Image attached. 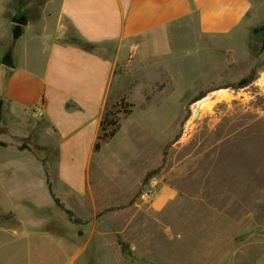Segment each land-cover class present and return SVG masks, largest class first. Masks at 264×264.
Segmentation results:
<instances>
[{"label": "rangeland", "instance_id": "rangeland-1", "mask_svg": "<svg viewBox=\"0 0 264 264\" xmlns=\"http://www.w3.org/2000/svg\"><path fill=\"white\" fill-rule=\"evenodd\" d=\"M47 1L7 0L4 19L12 27L11 19L23 14L33 27L44 23L40 32L57 28L60 41L75 40L68 23L45 11ZM253 28L205 38L187 31L177 42L165 36L149 46L152 52L143 47L139 59L126 57L115 70L106 106L122 129L92 164L85 196L65 191L58 181V142L49 124L41 117L16 116L4 102L0 213L14 209L15 200L21 205L19 214L0 219V229L18 228L21 220L44 222V231L73 248L88 244L89 262L96 264V240L89 237L96 221L109 220L135 246L136 256L146 258L138 264H264V33L254 34ZM115 50L98 49L106 56ZM12 53L17 64L27 55L37 65L45 58L42 45L27 51L18 44ZM145 58L153 60L146 63ZM254 69L253 84L233 87ZM203 93L200 101L208 107L198 108L200 101L192 102ZM160 166V173L144 184L145 175ZM45 168L56 195L86 223L75 224L55 205ZM29 174H36L39 186L34 196L28 192ZM146 190L153 192L151 197H142ZM110 207L116 210L97 217ZM63 261L55 246L31 256L0 252V264Z\"/></svg>", "mask_w": 264, "mask_h": 264}, {"label": "crops", "instance_id": "crops-1", "mask_svg": "<svg viewBox=\"0 0 264 264\" xmlns=\"http://www.w3.org/2000/svg\"><path fill=\"white\" fill-rule=\"evenodd\" d=\"M6 2L0 0V100L6 102L16 116L41 117L49 124L58 142V181L65 191L79 196L88 194L90 169L97 155L117 136L103 143L99 152L94 151L115 70L126 57L139 59L143 47L148 54L152 52L150 47L159 45L165 36L175 42L187 31L203 38L227 36L240 28L264 23V19H259L264 14V0H48L45 11L68 23L76 37L96 45L94 52H88L72 39L60 41L57 28L40 32L44 23L39 28L33 27L25 15L28 23L21 26L23 34L14 41L13 26L4 19ZM17 2L20 4L19 0ZM45 19H51L48 12ZM18 44L27 51L31 46L42 45L45 48L43 63L37 65L35 59L31 62L29 55L22 63H15L17 58L12 51ZM108 46L116 47L113 55L98 51ZM8 54L12 56L13 69L2 64ZM146 60L149 63L153 59ZM25 177L31 182L28 192L33 196L40 193L36 174ZM43 185H47L45 181ZM7 189L16 195L13 189ZM19 204L21 202L15 200L14 209L8 211L19 214ZM153 207L161 210L165 205ZM43 224L21 220L18 228H1L0 252L10 249L31 256L47 246H55L64 256L62 264H91L88 244L73 248L63 237L44 231ZM112 226L109 220L95 222L89 240H96V264L146 262V258L136 256L134 245H129L130 256L123 253L119 239L127 241ZM147 240L150 244L151 238Z\"/></svg>", "mask_w": 264, "mask_h": 264}, {"label": "trees", "instance_id": "trees-1", "mask_svg": "<svg viewBox=\"0 0 264 264\" xmlns=\"http://www.w3.org/2000/svg\"><path fill=\"white\" fill-rule=\"evenodd\" d=\"M253 33L254 34H259V33H264V23L256 26L253 28ZM23 34V28L19 25H14L13 29H12V36H13V40L16 41L18 40L21 35ZM73 43L76 44L78 47H80L81 49L88 51V52H94L96 45L77 37L75 40H73ZM264 50V43H263V48ZM256 81V71L255 69L251 71V73L242 78L240 81H238L236 84L233 85V87L235 89H244L248 86H250L251 84H253ZM207 93H203L201 95H199L198 97H196L192 103H196L200 100H202L204 97H206ZM3 100H0V122L2 119V111H3ZM130 110L126 112V114H129ZM100 128H101V133L98 136L97 142L94 146V151L95 152H99L101 149V146L103 143H106L108 141H110L111 139H113L115 137V135L118 133V131L121 129V125L119 123V118H117L114 114L106 111L103 119L101 120L100 123ZM179 136H177L175 139H178ZM6 144L3 142H0V146H5ZM168 154V150L167 148L164 150L163 152V164L166 162V157ZM43 166H45V162L42 161ZM162 169V166L148 172L145 177H144V184H148L155 176H157L160 171ZM45 173H46V184H47V188H48V192L51 196V198L53 199V202L55 203V205L61 210L63 211L67 217L69 218L70 221H73L75 224H84L86 223V221L75 217V214L72 210H70L69 208H67L64 203L60 200V198L56 195L55 191H54V187H53V183L50 181V176L49 173L47 171V169L45 168ZM116 210L115 207H110L107 208L105 210H103L102 212H100L97 217H100L108 212L114 211ZM13 217V214L11 212L9 213H0V219L3 220H8L11 219ZM119 244L121 245L122 251L123 253H125L126 255L130 256L132 254L129 244H127L126 242H124L123 240L119 239Z\"/></svg>", "mask_w": 264, "mask_h": 264}, {"label": "water", "instance_id": "water-1", "mask_svg": "<svg viewBox=\"0 0 264 264\" xmlns=\"http://www.w3.org/2000/svg\"><path fill=\"white\" fill-rule=\"evenodd\" d=\"M12 22L15 25H19V26H25L28 23V21L24 15L13 18ZM2 64L4 66H6L7 68L13 69L15 67L13 60H12V56L10 54H8L4 57V59L2 60ZM194 115H195V117H198L199 111L197 110Z\"/></svg>", "mask_w": 264, "mask_h": 264}, {"label": "built area", "instance_id": "built-area-1", "mask_svg": "<svg viewBox=\"0 0 264 264\" xmlns=\"http://www.w3.org/2000/svg\"><path fill=\"white\" fill-rule=\"evenodd\" d=\"M152 194H153V192H151V190H146V191L142 194V197H143V198L151 197Z\"/></svg>", "mask_w": 264, "mask_h": 264}, {"label": "bare ground", "instance_id": "bare-ground-1", "mask_svg": "<svg viewBox=\"0 0 264 264\" xmlns=\"http://www.w3.org/2000/svg\"><path fill=\"white\" fill-rule=\"evenodd\" d=\"M198 104V108H202V107H208V105H206V103H205V100H203V101H200L199 103H197Z\"/></svg>", "mask_w": 264, "mask_h": 264}]
</instances>
